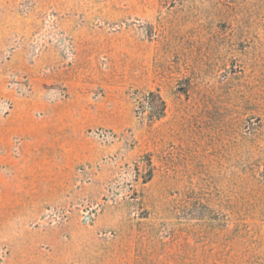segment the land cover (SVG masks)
Wrapping results in <instances>:
<instances>
[{"label": "rangeland", "instance_id": "1", "mask_svg": "<svg viewBox=\"0 0 264 264\" xmlns=\"http://www.w3.org/2000/svg\"><path fill=\"white\" fill-rule=\"evenodd\" d=\"M0 264H264V0H0Z\"/></svg>", "mask_w": 264, "mask_h": 264}]
</instances>
